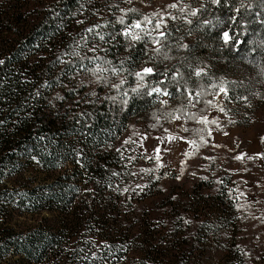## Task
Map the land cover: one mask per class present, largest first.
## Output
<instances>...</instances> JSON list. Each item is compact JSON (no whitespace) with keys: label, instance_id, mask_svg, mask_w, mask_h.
<instances>
[{"label":"trees","instance_id":"obj_1","mask_svg":"<svg viewBox=\"0 0 264 264\" xmlns=\"http://www.w3.org/2000/svg\"><path fill=\"white\" fill-rule=\"evenodd\" d=\"M92 1H111L108 7L116 12L103 32L115 33L122 27L116 23V17L121 15L117 5L138 10L126 17L129 22L133 17L138 19L156 11L167 10L180 15L178 10H169L164 4L145 12L142 0H132L131 4H126L125 0ZM203 2L205 0H182L183 4L193 8H199ZM240 2L227 0L229 6L223 2L216 6L207 0L208 11L201 19L212 23L206 26L197 27L195 18L192 26L182 20H169V27H178L179 31H174L170 37L173 47L168 60L160 56L149 60L153 55L151 43L145 54L142 42L128 49L127 41L120 36L108 43L91 36L87 43L82 41L85 30L77 21H86L83 8L87 0H44L39 3L41 7H30L27 0H4L0 4V59L5 60L0 66V76L4 77L3 86H0V121H3L0 123V183L19 173L24 164L32 163L50 179L43 186L32 189H18V180H9L7 184L12 187L3 191L4 194L0 192V214L18 208L25 213L49 212L71 217V222L63 219L61 224L44 218L27 229L8 224L0 226V264H113L116 261L127 263L135 255L143 264H207L195 246L188 244L196 243L197 234L181 231L177 216L168 213L165 220L159 222L160 218H152L149 212L138 211L140 197L136 193L129 200L133 201L136 194L138 202L128 211L112 198L118 197L114 194L118 189L116 181L130 178L131 172V167L122 161L114 145L121 134L134 131L153 113L161 115L181 107L189 114L199 109L207 111L211 105L205 101L215 97L219 86L227 87L228 97L235 100L236 105L246 104V111L264 98V24L260 23L264 20V0H243L246 10L237 14L234 8L239 7ZM256 12L262 15L257 16ZM234 15L238 18L237 24L229 20ZM224 31L232 36L228 44L223 40ZM178 44L188 47L182 48ZM94 45L101 47L100 51L96 47L99 55L88 51ZM74 50L79 52L78 56L72 54ZM129 55L130 61L126 60ZM86 57H100L116 66L125 60L124 67L131 71L153 67L159 72L168 69L170 75L179 67L185 73L180 87L183 88L186 81L189 89L200 91L202 85L205 94L199 97L200 102L195 107L189 104L186 94L181 93H175V98H168V105L162 106L152 97L136 95L129 90L125 105L121 103L125 97L111 85L127 76L124 88L130 89L135 86L133 77L127 72L122 76L105 72L104 79L98 80L89 69L102 61H90ZM189 65L206 68L208 75L190 77ZM249 73L253 77V86L247 79ZM169 89L174 91V86L170 85ZM37 90L39 96H36ZM110 96L117 97L116 101L108 99ZM161 118L172 121L162 115ZM182 119L189 122V131H183L186 137L198 145H211L208 125L205 127L186 117ZM194 129L204 131L196 133ZM201 135L208 141L206 144L201 141ZM80 156L81 162L77 163ZM63 161L72 163L71 174L60 173ZM18 166L21 169L18 170ZM82 171L88 180L83 187L95 191L104 205L102 203V208L94 211L93 203L87 201L90 194L84 191L82 205L78 202V210H81L78 217L73 212L77 205H73L79 200V188L70 179L78 177L77 173ZM229 205L227 207L233 209V204ZM71 207L73 211H69ZM189 207L186 203L180 206L183 211ZM104 211L110 212L111 217ZM82 219H86L90 227L79 237L77 244L62 242L68 223ZM101 239L108 242L107 248L96 252V244ZM15 256L17 259L12 260ZM238 264H249L245 254L239 257Z\"/></svg>","mask_w":264,"mask_h":264},{"label":"rangeland","instance_id":"obj_2","mask_svg":"<svg viewBox=\"0 0 264 264\" xmlns=\"http://www.w3.org/2000/svg\"><path fill=\"white\" fill-rule=\"evenodd\" d=\"M27 1L30 7H41L39 3L44 2V0ZM142 1L145 12H151L161 4L167 8L168 5L178 2V0ZM2 2L4 0H0V4ZM108 6H111V1L98 3L87 0L83 8L86 21L79 23L81 27L85 30L92 24H103L110 19L113 20L116 12ZM97 49L100 51L101 47L97 46ZM95 54L99 55V52L95 51ZM247 79L250 81V86H253V77L250 73ZM155 101L159 103L158 100L155 99ZM211 101L217 107L211 106L207 111L199 109L195 112L198 115L207 116L209 121L217 120L216 124H208L211 130V145L199 144V148L193 150L182 140H176L171 144L165 142L164 145H160L162 162L165 166L158 170H156L157 162L147 158L149 154L155 155L153 150L159 144L156 138L174 135L193 140L183 133L189 122L185 123L183 119L167 122L164 118H160L157 124L155 117L158 114L153 113L151 117L144 118L134 131L121 134L114 147L116 151L121 150L119 153L122 161L129 164L131 172L130 178L126 180L121 178L116 181L118 189L114 190V194L118 197L112 198L118 201L117 204L124 205L128 211L134 207L131 206L132 204L138 202L137 194L140 197L138 211L149 212L152 218H160L159 222L165 220L164 217H167L168 213L177 216L176 219L179 218L181 221V231L189 230L197 234L196 243L188 242V244L195 246L194 249L207 264H238L242 254L247 256L249 264H264V159L260 158V154H264V98L255 102L253 107L249 106L248 111H246V104L236 105L235 100L226 98L223 94L215 95ZM220 107H223L225 111L220 112ZM143 136H147V139L143 140V147H140ZM125 140L136 143L125 144ZM165 147L170 151H164ZM186 150L192 154L185 156L183 153ZM241 154H245L243 160L235 158ZM129 157L134 159L129 160ZM80 158L81 156L77 159L81 162ZM32 164H24L19 173L1 181L0 192L12 187L11 184H7L9 180H18L16 182L18 189L21 187L32 189L49 182V176ZM21 168L18 166V170ZM72 168L71 162L63 161L60 173L71 174ZM141 169L155 171L144 173ZM18 176L23 177V181H20L21 177ZM77 176V179L74 177L70 181L76 183L75 186L79 188L77 193L79 200H75L77 203L73 205V207L77 205L76 209L74 208L73 211L71 207L69 211L75 212L74 215L78 214L79 217L81 210H78V202L82 205L81 195L84 191L85 194H90L91 200L87 201H90V204L93 203L94 211L100 210L102 208L100 206L104 203L96 196L95 191L93 193L92 189L86 190V187H83L88 182L84 172L77 173ZM177 176L180 178L176 179ZM156 177L160 178L156 179ZM137 185H147V187L141 191ZM126 188L128 191H124ZM134 193H136L135 199L129 200ZM196 194L201 196L196 197ZM183 203L190 206L187 211L181 210L180 206ZM229 204H233V209L228 208ZM183 207L186 208V205ZM104 212L111 217L110 212ZM44 218L55 220L59 224L63 219H67V222L71 219L70 215L64 218L56 213H25L15 208L0 214V226L4 227L8 224L13 228L18 226L20 229H27L37 225ZM70 222L61 241L66 244L69 241L70 245L75 246L90 224L86 223V219L76 223ZM107 245L106 240H98L96 252L104 251ZM16 259L15 256L12 260ZM113 264L143 263L135 255V257L131 256L127 263L116 261Z\"/></svg>","mask_w":264,"mask_h":264},{"label":"snow or ice","instance_id":"obj_3","mask_svg":"<svg viewBox=\"0 0 264 264\" xmlns=\"http://www.w3.org/2000/svg\"><path fill=\"white\" fill-rule=\"evenodd\" d=\"M126 3L131 4L132 0H125ZM211 4L220 6L222 2L225 6H229L227 4V0H210ZM83 7V6H82ZM118 8V11L121 13V15L116 17V23L121 25L122 27L118 29L115 33L111 32H103L102 29H105L109 26L111 21H106L103 24H93L85 29V35L81 37V40L87 43L89 37L91 36L93 39H98L99 41L108 43L109 41H115L117 36L122 37L125 41H127V47L128 49H133L137 45V43H143L144 44V51L145 54L148 52L147 45L148 43H151L153 45V48L151 51L153 52V55L149 57V60H155L157 56H160L163 58V60L170 59L169 52L171 51L173 47L172 40H170V37H173L174 31H179V28H170L168 21H176V20H182L184 24H187L189 26H192L196 22L197 27L206 26L208 24H211L212 22L207 19H201V17L208 11L207 8V0L201 4L199 8H193L190 4H183L182 0H178L177 3H172L167 6V9H176L180 13V15H174L171 11H156L151 14L143 15L140 18H132L131 22H129L126 17L129 16L130 13H136L138 10L135 8H128L123 9L119 8L118 5L115 6ZM250 7V6H249ZM245 9L246 6L243 3V0L240 2L239 7H235L234 11L239 14L241 13V10ZM255 15L260 16L262 13L256 12ZM229 20L233 24L239 23L237 16H230ZM77 23H84L83 20L77 21ZM261 24H264V20L260 21ZM215 26V25H213ZM223 40L225 44H228L232 40V36H230L228 31H224L223 34ZM182 39V38H181ZM237 43H240L239 41ZM177 46L182 48H187L188 45L184 44H178ZM96 45L89 48L88 51L95 52L96 51ZM67 54V53H66ZM73 55H79V52H76L75 50L72 53ZM90 61L95 60H101L102 63L96 64V66L91 70L94 74L97 75V79H104L103 74L105 72H111L113 75L122 76L124 72L128 73V76H132L135 80V86L131 87L130 89H125L124 85L127 83V76H123L119 80V83L112 84L111 87L114 88L118 94L125 97V99L121 100L122 104H127L128 100V93L129 90L132 93H135L136 95L140 96H147L155 98L159 101V103L162 106L168 105V99H163V97L168 98H175V93H181L186 94V98L188 99L189 104L192 107H195L196 103H199V97L203 96L204 90L203 86L201 85L200 91H195L194 89H189L187 87V82L185 81V86L183 88L180 87V82L185 80V73L180 70L179 67L175 68V70L171 71V74L169 75V70L165 69L164 72H159L157 69L153 67H143L139 71H131L124 67L125 60L120 61V65L116 66L113 65L111 61L103 60V58L100 57H86ZM61 63H64L63 60H60V58H57ZM84 59V58H82ZM132 57L129 55V57L126 58V60H131ZM5 64V60L0 59V66H3ZM84 66L81 65V68ZM191 71L188 73V75L195 76L197 78H203L208 75L206 68L203 67H193L191 65L188 66ZM149 77L152 78V80H149ZM157 77H162L160 79H157ZM3 76H0V86H3ZM174 86V91H171L169 89V86ZM213 88H216L217 85H212ZM223 94L224 97H228L229 91L227 87L219 86L218 92L215 94L216 96H220ZM40 92L37 90L36 96H39ZM108 99L112 100L113 102L116 101L117 97L110 96ZM243 99H247V97H243ZM195 101V103H193ZM207 105H211L213 107H217V105H214L211 100L205 101ZM220 112H224V108H219ZM81 115H85L84 113H81ZM162 116H164L166 119H171L173 121H180L182 117H186L187 120L195 121L198 124H203L205 127L211 123L216 124L217 120L212 119L209 121L207 116L198 115L197 113H188L185 111L184 107L173 109L172 112H162ZM161 115H157L155 119L157 120V124H159ZM0 123H3V121H0ZM184 131H189V129L185 128ZM196 133H202L204 129H194L193 130ZM165 132H167V129H165ZM227 135V133H225ZM208 135L211 136V130H208ZM147 139V136H143L140 141V147H143V140ZM159 141V144L157 147L153 150L155 155L149 154L147 156L148 159L152 160L154 159L157 162V169L161 167H164V163L162 162L163 157L161 155V147L160 145H164L165 142L171 144L172 142L176 140H182L186 144L189 145V148L196 150L199 148L200 145L196 143L195 140H188L184 137H177L174 135H169L167 137H157L156 138ZM200 139L203 143H207L204 139V136L201 135ZM125 144L128 143H136L135 141L131 140H125ZM118 152H120V149H117ZM145 151H147L145 149ZM164 151H170V149L166 148ZM185 156H190L192 152L185 151L183 153ZM245 154H241L240 156L235 157L236 159L243 160ZM77 156H79V153H77ZM250 159L252 157H249ZM260 158L264 159V154H260ZM33 159H35L33 157ZM134 159V157H129V160ZM77 163H80L79 160H77ZM155 171L154 169H141V172L144 173H152ZM113 175H117L116 173H113ZM160 177H156V179H159ZM180 177L177 176L176 179H179ZM218 183H223V181H218ZM138 188L143 190L144 187H147V185L141 186L137 185ZM124 191H128V189H124ZM241 195H243L241 193ZM175 199V197H173ZM95 258V256H93Z\"/></svg>","mask_w":264,"mask_h":264}]
</instances>
